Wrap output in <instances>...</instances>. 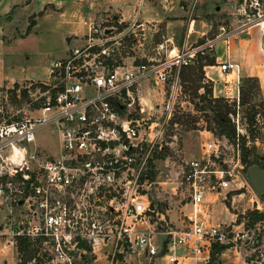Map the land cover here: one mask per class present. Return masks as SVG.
Segmentation results:
<instances>
[{
  "label": "built area",
  "instance_id": "obj_1",
  "mask_svg": "<svg viewBox=\"0 0 264 264\" xmlns=\"http://www.w3.org/2000/svg\"><path fill=\"white\" fill-rule=\"evenodd\" d=\"M244 2L238 5L243 13ZM194 4L188 5V20ZM248 7L253 12L244 13L245 24L263 23L264 0H248ZM97 32L90 23L85 45L48 62L50 83L40 91L39 103L0 121V211H15L8 228L0 223V236L11 244L26 239L47 264H76L85 250L81 245L91 252L107 249L110 260L161 255L169 264H209L213 247L222 246L230 262L264 264V216H259L264 212L255 193L250 206L228 211L227 222H212L207 212L222 190L248 186L237 180L244 170L238 131L230 143L226 136L204 135L200 158L184 161L179 182L186 183L189 211L183 228L158 230L153 221V216L163 220L152 195L161 183L152 154L161 130L151 116L133 117L140 82L145 89L177 83L180 67L211 50L217 37L177 47L173 35L161 34L155 47L160 58L108 65L101 36L90 42ZM218 68L238 72L227 57ZM41 129L53 135L54 152L36 144ZM222 147L234 150L233 161L220 157Z\"/></svg>",
  "mask_w": 264,
  "mask_h": 264
},
{
  "label": "rangeland",
  "instance_id": "obj_2",
  "mask_svg": "<svg viewBox=\"0 0 264 264\" xmlns=\"http://www.w3.org/2000/svg\"><path fill=\"white\" fill-rule=\"evenodd\" d=\"M167 2L168 0L165 3ZM189 2L190 0H173L175 9L179 10H181L180 6L183 3L187 7ZM229 2H233V8H235L234 6L237 3H242L243 0H212L211 3L213 4L209 8L210 12L200 13L197 18L194 15L198 3L195 2L196 4H194L190 15L194 19L190 28L191 34L188 37L186 36V42L188 41L187 46L194 45L195 41L200 42L204 39L217 37L216 40H220L228 30L235 27L236 23L228 22L226 18V15L230 13V7H228ZM244 3V13L251 15L253 11L248 7V0H245ZM94 4L87 7L83 5L79 6V4L67 7L66 12L70 16V21L68 22L70 30L66 33V37H61V41L67 46L63 56L67 54L71 47L85 45L88 38L87 28L90 23H93L95 27L99 28V32L93 35L91 34L92 39L90 42L95 43L98 41L97 38L101 36L102 46L107 53L106 63L108 65L145 62L149 58L158 59L161 54L156 53L155 47L157 42L161 40L160 35L163 34L164 37L173 35L174 45L180 47L190 26L188 16L180 17L170 12L172 13L171 19L175 21L170 22L168 30L155 28L150 23H144L142 30L140 27L127 29V26L119 25L115 22L112 17L114 10L111 12L108 10L103 11L97 7L95 1ZM50 12H57V10L51 9V11L47 10L41 13ZM31 16L27 17V24L32 22ZM245 16L244 18H246ZM192 26L193 30L204 32L201 38H195V35L198 34L192 32ZM44 39L48 40L49 36H45ZM37 41L39 42L38 39ZM95 47L96 44L93 45V48ZM210 53L211 50H203V54L209 55ZM44 58H46L44 55L39 56V61H36L34 64V69H26L27 74L29 75V73L33 72V76L38 77L39 73L37 72L44 66L40 60ZM241 77L243 76L239 75V78ZM46 83H50V78L47 75L43 79L18 80L7 87H0V121L11 119L18 115L19 110L21 111L22 109L39 103V93L45 87ZM145 85V81L140 82V105L136 104L133 117L145 118L151 116L152 118L150 120L153 123H157V126L155 125L154 127H159L161 130L159 143L156 144L154 152L152 153L153 160L155 161V178L161 183L155 191H152V195L156 203L157 217L161 214L163 220L159 221L153 216V221H156V228L158 230H180L184 226L185 215L189 211L186 197V183L184 181L179 182L181 180L180 171L184 165V161L192 158H200V143L204 135L218 139L225 136L219 133V128L213 120L211 110L201 100L202 96L207 98L208 93H206V88L211 90L210 83L206 79L201 78V80L195 82L191 80L182 82L178 78V82L173 85L170 82H165L162 85H158L157 88L148 89H145ZM239 85L240 81L238 87ZM257 85L258 91L252 90L246 94L247 100L243 104H239L240 92L239 88L238 90L235 88V85L230 87L231 92L233 91V98L229 99L221 96L215 98L222 99L219 103H225L227 105L226 116L229 117L228 114H230L233 117V120L229 117V122L234 132L238 131L240 160H242L241 147H245L250 152L248 158L258 162L261 165L260 168L264 170V102L260 98L258 81ZM231 92L229 91L228 94L232 95ZM210 95L211 99L212 97L214 98L212 91H210ZM138 107L141 108V111L137 109ZM249 109L255 111L254 118L251 122L248 120V114H250L248 112ZM222 110H224L223 107ZM150 120L145 121L149 123ZM226 139L229 143L232 141L231 137ZM35 141L36 144L42 145L47 151L54 152V137L47 129L37 131L35 133ZM234 153V150L231 148L222 147L220 157L228 162L230 159L233 161ZM242 165L244 166L243 163ZM176 172H178V175L176 178H173ZM237 180H242L243 183L246 182L249 187L247 186L239 190H222L216 196H213L215 202L207 206L208 216L212 222H227L230 219V213L250 206L248 198L250 196L253 197L254 193L262 209L261 211L264 212V190L262 193H256L252 189L245 176V167L239 173V179ZM6 211L7 209L0 211V223L5 221V228H8L11 221L10 218H13L15 211L11 214H6ZM14 219L17 220V217ZM160 237L158 233L153 235L155 241H158ZM5 238L6 236H0V264L5 262L9 264H22L23 261L25 264H47L43 260L44 257L41 256V252L32 251L30 245L26 249L27 251L30 249L33 252V256L30 258L27 257L25 251L18 249V241L20 238H16L15 243L13 242L12 244L9 241H5ZM107 253L108 250L105 248L96 250L95 252L85 249L81 258H76L75 263L154 264L156 259H158L131 255L130 257L126 256L124 258L116 256L110 260V256ZM218 259L221 262L220 258ZM228 259L224 256L225 262L223 264H235ZM160 264H163V262L161 261Z\"/></svg>",
  "mask_w": 264,
  "mask_h": 264
},
{
  "label": "crops",
  "instance_id": "obj_3",
  "mask_svg": "<svg viewBox=\"0 0 264 264\" xmlns=\"http://www.w3.org/2000/svg\"><path fill=\"white\" fill-rule=\"evenodd\" d=\"M94 1L103 11L114 10L112 17L115 22L127 26V29L140 27L142 30L144 23H150L155 28L168 30L170 22L175 21L171 19L170 12L180 17L187 16L188 6L183 3L181 10L175 9L173 0H168L167 3V0H0V87H7L18 80H39L48 76L46 64L51 59L62 57L67 49L66 44L61 41V37H66L70 30L67 7L75 4L92 6L95 5ZM211 1L195 0L198 5L194 16L197 18L200 13H209L213 4ZM238 5L240 3L233 8V2L228 4L230 13L226 15L227 21L236 25L217 40L216 44L213 43L211 53L207 54L213 58V63L202 66L203 78L210 81L212 96L231 99L234 95L230 87L235 85L238 90L239 75L255 77L259 84L260 98L264 102V48L261 45L264 40V22L246 25L245 14ZM51 9H56L57 12L42 14ZM29 16L33 22L30 26L26 22ZM191 19L183 44L188 43L186 36L191 34L190 28L194 21ZM192 32L198 34L195 38H201L204 33L193 30V26ZM45 36H49V39L45 40ZM204 40L195 41L194 44ZM41 55L47 59L40 60L44 66L37 72L39 76L34 77L33 72L28 75L26 69H34V64L39 61ZM226 57L237 64V73L219 70L218 63ZM229 91L232 95L228 94ZM178 252L181 254L182 249H178ZM225 254V250L219 252L218 258L221 262L218 264L225 262ZM153 258H158L154 264H160L161 261L163 264H169L164 256ZM188 263L193 264L191 261Z\"/></svg>",
  "mask_w": 264,
  "mask_h": 264
},
{
  "label": "trees",
  "instance_id": "obj_4",
  "mask_svg": "<svg viewBox=\"0 0 264 264\" xmlns=\"http://www.w3.org/2000/svg\"><path fill=\"white\" fill-rule=\"evenodd\" d=\"M32 25V22L28 23V26ZM213 63V58L208 56L207 54H200L197 53L195 54L194 58L192 59V62L187 65H183L179 69V80L180 81H185V80H191V81H198L203 78V72H202V66L203 65H210ZM240 85H239V92H240V101L239 104H243L246 102V94L250 93L252 90L258 91V85H257V79L255 77H250V76H244L239 79ZM210 83V81H208ZM211 87V83H210ZM209 89L206 88V93H208L207 98L205 96H202L201 100L203 104L207 106L208 109L211 110L213 114V120L215 121L217 127L219 128V133L223 134L224 136L230 138L234 136V129L232 125L229 122V118L226 116V111H227V105L225 103L220 104L219 101H222L221 98H213L211 99ZM222 107L224 110H222ZM248 112V120L251 122L254 118L255 111L252 109H249ZM250 152L247 150L245 147H241V161L244 164V167L246 168L247 166L251 164H256L259 167L261 165L258 162L252 161L251 159L248 158ZM227 206V205H226ZM260 217H263V214H259ZM19 239V238H18ZM30 245L29 242L24 239L20 238L18 241V249L25 251L27 253V257L30 258L33 256V252L35 251L34 248H31L32 251L29 249L28 251L27 246ZM83 246L86 250L88 249L86 246ZM222 246H214L211 252V259L209 264H218L219 259H218V254L222 250ZM22 264H25L23 261Z\"/></svg>",
  "mask_w": 264,
  "mask_h": 264
},
{
  "label": "water",
  "instance_id": "obj_5",
  "mask_svg": "<svg viewBox=\"0 0 264 264\" xmlns=\"http://www.w3.org/2000/svg\"><path fill=\"white\" fill-rule=\"evenodd\" d=\"M245 176L256 193H262L264 190V170L255 164L245 168ZM151 207V205H150Z\"/></svg>",
  "mask_w": 264,
  "mask_h": 264
}]
</instances>
